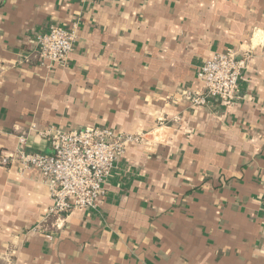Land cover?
<instances>
[{
    "label": "crops",
    "instance_id": "0c3cea01",
    "mask_svg": "<svg viewBox=\"0 0 264 264\" xmlns=\"http://www.w3.org/2000/svg\"><path fill=\"white\" fill-rule=\"evenodd\" d=\"M74 24L66 63L40 65L37 36ZM228 49L250 53L236 99L191 107ZM33 125L152 135L58 228L36 230L39 170L0 166V264H264V0H0V154ZM24 149L53 153L35 131Z\"/></svg>",
    "mask_w": 264,
    "mask_h": 264
},
{
    "label": "built area",
    "instance_id": "2783aa9c",
    "mask_svg": "<svg viewBox=\"0 0 264 264\" xmlns=\"http://www.w3.org/2000/svg\"><path fill=\"white\" fill-rule=\"evenodd\" d=\"M77 1L90 3L96 0ZM76 27V24L70 29L51 25L46 33L37 36L36 52L40 65L50 69L66 63L77 38ZM249 61L250 53L236 57L232 49L206 59L196 73L197 80L203 84L202 91H184L181 93L183 99L193 108L207 107L214 99L224 104L232 103ZM31 131L48 139L53 151L51 155L25 151L24 146ZM158 134L161 135L155 133ZM151 135V132L117 134L105 127L64 130L50 126L40 130L33 125L17 136L18 146L14 151L1 152L0 166L17 163L22 169L39 170L51 204L36 230H43V226L51 220L53 226L58 228L71 211L96 208L104 197V184L127 147L145 143ZM262 201L264 204V185Z\"/></svg>",
    "mask_w": 264,
    "mask_h": 264
}]
</instances>
